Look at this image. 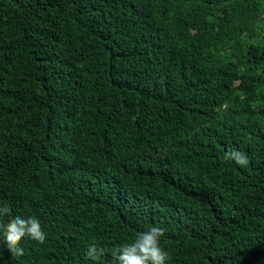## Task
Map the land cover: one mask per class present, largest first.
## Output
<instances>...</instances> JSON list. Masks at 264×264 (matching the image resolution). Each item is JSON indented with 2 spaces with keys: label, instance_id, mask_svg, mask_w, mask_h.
Wrapping results in <instances>:
<instances>
[{
  "label": "trees",
  "instance_id": "16d2710c",
  "mask_svg": "<svg viewBox=\"0 0 264 264\" xmlns=\"http://www.w3.org/2000/svg\"><path fill=\"white\" fill-rule=\"evenodd\" d=\"M244 152L246 166L225 159ZM0 264H264V0H0Z\"/></svg>",
  "mask_w": 264,
  "mask_h": 264
},
{
  "label": "clouds",
  "instance_id": "9594fccd",
  "mask_svg": "<svg viewBox=\"0 0 264 264\" xmlns=\"http://www.w3.org/2000/svg\"><path fill=\"white\" fill-rule=\"evenodd\" d=\"M225 159L234 161L240 166H246L249 163L247 155L235 149L226 152ZM11 214L10 205L0 204V217L11 216ZM164 235L165 230L155 226L146 232L137 233L133 242L123 244L112 252L113 264H166L169 254L160 243ZM0 236L6 243L8 251L13 256L19 257L24 255L21 241L25 237L43 245L46 242L47 233L35 216L16 215L7 223H0ZM104 254L103 248L91 244L85 256L98 264Z\"/></svg>",
  "mask_w": 264,
  "mask_h": 264
}]
</instances>
